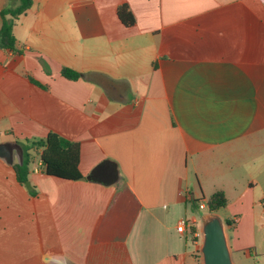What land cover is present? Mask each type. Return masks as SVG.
Instances as JSON below:
<instances>
[{"label": "crops", "instance_id": "0c3cea01", "mask_svg": "<svg viewBox=\"0 0 264 264\" xmlns=\"http://www.w3.org/2000/svg\"><path fill=\"white\" fill-rule=\"evenodd\" d=\"M14 35L21 52L0 50V143L23 150L56 132L80 144L84 179L46 174L36 148L32 195L13 167L19 151L13 164L0 157V264H203L192 210L206 186L228 199L215 213L230 220L232 255L255 243L264 0H33ZM106 159L118 181L88 179ZM184 215L197 240L178 231Z\"/></svg>", "mask_w": 264, "mask_h": 264}, {"label": "trees", "instance_id": "16d2710c", "mask_svg": "<svg viewBox=\"0 0 264 264\" xmlns=\"http://www.w3.org/2000/svg\"><path fill=\"white\" fill-rule=\"evenodd\" d=\"M18 3L17 6L10 4L6 5L1 10L2 25L0 28V50H10L21 52L17 50V38L14 35V25L16 20L21 14L26 12L33 4V0H13ZM119 16L126 25H133L135 17L128 4L124 3L119 6ZM44 66L48 69L45 61ZM4 65L0 64V72L4 71ZM62 73L64 76L77 79L81 73L63 67ZM23 147V161L13 164L14 170L17 175L18 182L25 186L29 180L30 163L32 158L31 150L41 148V161L46 174L56 176L67 180H80L84 179V175L79 168L80 164V144L76 141L70 140L56 132H49L45 138L37 140H27L22 142ZM32 195L35 191L30 192ZM194 202L200 206L199 199ZM204 200L201 201V203ZM206 208L209 212L215 213L220 209L226 207L228 199L225 192L220 189L214 191L206 200ZM200 208V207H199ZM226 224H230V220H225ZM199 232V227H194L190 234ZM197 240V236H193ZM198 252L201 253L200 250Z\"/></svg>", "mask_w": 264, "mask_h": 264}, {"label": "water", "instance_id": "95a60500", "mask_svg": "<svg viewBox=\"0 0 264 264\" xmlns=\"http://www.w3.org/2000/svg\"><path fill=\"white\" fill-rule=\"evenodd\" d=\"M16 151L21 154L20 162H22L23 150L17 143H0V157L4 158L9 164L14 163ZM87 178L106 185H112L119 179L117 163L106 159L97 165ZM26 187L30 191L33 190L29 180L26 182ZM201 231L203 233L201 246L203 264H234L224 220L217 214L207 216Z\"/></svg>", "mask_w": 264, "mask_h": 264}, {"label": "rangeland", "instance_id": "374dc122", "mask_svg": "<svg viewBox=\"0 0 264 264\" xmlns=\"http://www.w3.org/2000/svg\"><path fill=\"white\" fill-rule=\"evenodd\" d=\"M17 3V2H16ZM194 184H196V179L194 178ZM193 190L195 191L196 189L193 188ZM212 190L210 189V186H206L205 187V193H201L200 189H197L198 191V195H196V199H199V202L201 203L202 200H204V202H206V200L209 198V196L212 194ZM220 190V189H218ZM264 191V187H258L257 192H258V196L263 194ZM194 203V207L193 210L191 208V210L193 211V216L192 217H197L200 218V229L203 225V222L205 221V217L213 215V214H217V213H211L208 211L207 208L201 209L198 207V203L197 202H193ZM199 203V204H200ZM184 208V206H183ZM225 210L224 209H220L218 212L220 214H224ZM182 214V213H180ZM185 218V215L183 216L182 220ZM264 221H258L257 222V229H256V234H255V243L254 244H243L241 247H250L249 249L246 248H242L239 250H236V252L232 255L233 257V262L234 264H264V227H261L260 225L263 224ZM226 224V222H225ZM228 224H226L227 226ZM231 232V231H230ZM189 237V236H188ZM200 237H203V233L202 231H200ZM190 246L192 247L193 243L189 242Z\"/></svg>", "mask_w": 264, "mask_h": 264}, {"label": "built area", "instance_id": "2783aa9c", "mask_svg": "<svg viewBox=\"0 0 264 264\" xmlns=\"http://www.w3.org/2000/svg\"><path fill=\"white\" fill-rule=\"evenodd\" d=\"M180 193H182L180 191ZM201 209H204L206 208V203L205 202H202L200 203V206H199ZM196 227V221L195 220H180L178 222V225H177V228H178V231L181 232V233H186V232H191V230ZM193 235V234H192ZM193 236H198V233H194Z\"/></svg>", "mask_w": 264, "mask_h": 264}]
</instances>
